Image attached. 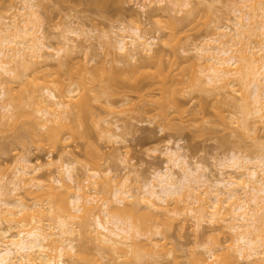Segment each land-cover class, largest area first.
Listing matches in <instances>:
<instances>
[{"label": "bare ground", "instance_id": "obj_1", "mask_svg": "<svg viewBox=\"0 0 264 264\" xmlns=\"http://www.w3.org/2000/svg\"><path fill=\"white\" fill-rule=\"evenodd\" d=\"M140 1L139 10L145 14L148 13L147 9L148 11L151 9L153 14L149 12L151 16L153 15L152 17H161V14L166 12L171 18L170 29L173 31L171 30V34H167V37L166 34L165 37L160 36L159 40L161 45L168 46L169 49H176L177 43L180 42L181 33L180 31L177 33V28L185 20L184 18L177 20L172 13L185 12V15L191 13L193 16L198 7H206L210 14L214 9L213 14L216 11L214 14L216 15L220 12L216 4H227L230 16L226 18L232 27L224 24L223 26L217 23V20H214L213 24L210 19L212 28L216 30L214 33L213 30L210 31L214 37L211 35L202 37V40L191 42L186 45L188 49H184L188 54H185L186 58H189L187 60L193 61V64L188 65L190 72L185 73L186 75L181 72L183 70L174 73L171 69H164L161 63L162 54H159L161 51L154 49L159 37L157 36L158 39L150 37L137 15L131 17L130 26L120 24L116 30H104L101 34V48H105L106 53L114 52L121 63L130 65L133 62L138 63L143 57L157 58L155 59L156 69H154L156 70L155 79L154 77L141 79L138 76L129 84L122 85V75L114 66H110L109 69H104V66L90 69L86 65L87 62L83 64L82 61V63L78 60L74 61L73 53H77L79 46L69 35L79 37L78 29H65L64 34L60 35L61 40L57 48H52L53 46L45 43L43 19L36 0H21L20 6L16 7L17 10L12 7L13 3L11 7H4L5 12H0V122L4 119L6 121L7 117H12L16 123V117L19 118L22 114V117L31 115L36 121L34 126H38L37 123L41 122L40 129H45L47 135L44 141L56 146L65 139L63 137L66 135L65 133L62 135L63 128L61 131L60 128L58 129L60 125L54 126L58 123L57 120L62 124L60 119L67 118L66 116L71 112L75 113L74 115L81 121L88 112L94 114L89 107L90 100L87 94L79 92V95L78 87L74 88L77 82H74V79L78 76L79 79L76 80H80L78 84L83 89L86 90V83L89 82L92 84L90 90L98 88L100 93L102 91L107 96L111 94V97L112 95L126 96V88H128L129 92H136L142 100H145L143 90L146 87L156 86L162 98L160 114L165 117L169 108H173L176 113H184L185 109L177 100V95L184 89L186 91L185 87L190 85L191 88L199 87L200 90H205L204 92L214 93V98L223 105L228 103L223 96L232 95L235 101L232 102L233 97L229 98V101L232 100L227 105L228 110L226 109L232 118V123H238L240 127L235 126L239 128L242 125L241 129L246 134L254 132V137L251 135L247 137L251 136L252 140L249 139L256 142L255 140L259 139L255 136L259 124H264V0ZM12 9L15 10L14 13ZM9 12L12 15L6 17ZM181 25L182 31L185 25ZM80 48H83L81 49L83 54H88L87 46ZM46 49H51L54 53L46 54ZM175 49H173L174 53H176ZM114 57L111 58L112 62L110 60L112 64L119 61ZM52 63L56 69L68 68L66 72L69 71L68 79L71 83L64 84V79H61L57 73L60 69L57 72H49ZM39 65L47 68L41 70L42 67ZM141 67L142 64L134 66V70ZM39 69L44 71L46 77L39 75L37 81L39 83L38 79L44 76L45 79H42L44 84L41 82V85H38L40 87L35 85L36 87L26 94H23L24 91L21 93L23 89L15 90L13 84L21 81L24 76L27 77L28 71L35 72L37 75L36 73H40ZM140 73L142 77V72ZM34 78L35 76L32 79ZM30 81L32 83L34 80H29V83ZM23 83L21 82L23 85L21 86L24 88L26 85ZM235 92H239L240 96ZM220 97L223 98L221 101ZM123 99H120V103H125L122 104L125 106L126 101ZM236 101H242V103ZM115 104L118 103L115 102ZM115 104L104 103L103 109L111 113L114 111ZM232 104L235 107L234 111L229 108ZM236 105L240 108L237 110H240L239 114L242 116L237 114ZM26 106L35 108L34 110L29 108L31 112L25 111ZM96 116L98 117V114ZM237 116L242 119L240 120ZM42 120L54 124L49 126L43 124ZM102 120L105 126L102 125L101 131L109 140L116 144L125 143L122 136L114 131L111 121ZM5 121L2 122L4 125ZM65 126L68 127V125ZM261 144L259 141V145ZM182 147L179 143H176L175 147L171 141H167L165 148L161 151L158 147H153L151 152L156 153L159 150L158 152L165 158L166 165L164 169L155 170L147 180L136 173L139 171L131 174L130 171L125 170L124 175L118 177L112 169L102 172L98 168L86 169L85 180H80L76 174L77 162L71 159L62 160L63 158L60 157L55 161L52 159L45 164L35 165L26 155L16 157L12 172L8 173L9 167H4V173L1 172L0 175V264H69L71 259L74 263L77 260L78 264L79 262L99 264L101 259L99 260L98 255L103 259L104 256L109 255L106 257L116 261L129 258L128 260H132V263H134L133 260L138 263L145 256L148 258L156 256L157 252L154 250L160 248L157 242H154L157 237L163 240L167 238L162 235V230L157 228L159 220L163 218L166 221L162 219L164 224L171 226L177 219H181L184 224L185 216L194 220L197 233L202 222L207 218L209 222L216 223L220 228L233 234L232 241L227 240L228 245L221 246L219 242L210 241L198 244L191 252L188 249L189 253L186 257L190 254L189 259L187 258L189 264H264V155L260 152L261 155L250 157L241 152H232L228 159L226 158L227 160H219L216 164L220 175V178H217L200 162H191L184 154ZM125 150L129 153L127 148ZM121 154L123 156L118 152L117 158L124 166L123 168L128 169L130 164H127L128 161L126 162V158H123L126 155ZM53 166L57 175L41 179L44 173L42 171L50 170ZM90 181L91 188L84 184ZM108 192L112 197L106 195ZM99 193H105V196L99 198ZM140 211L146 219H149L148 221L137 222V218V220L133 219L134 213L138 214ZM183 224L182 227H184ZM78 237L81 238L80 240L83 238L91 243L88 245H93L94 248L91 250H94V253L90 254L92 251L85 250L87 249L85 241L82 246L79 245ZM150 241L155 243H153L155 249L153 245L152 247L148 245ZM168 243L171 248L166 254L171 257L175 253L173 251L176 243L172 241ZM177 246L181 252L186 251L181 245ZM88 247L90 250L91 246ZM219 250L221 252L216 253ZM202 252L213 256L216 262L207 263ZM154 262L157 263V261Z\"/></svg>", "mask_w": 264, "mask_h": 264}, {"label": "rangeland", "instance_id": "obj_2", "mask_svg": "<svg viewBox=\"0 0 264 264\" xmlns=\"http://www.w3.org/2000/svg\"><path fill=\"white\" fill-rule=\"evenodd\" d=\"M20 1L21 0H0V12L2 11L5 12V10H3L4 7L6 8L11 7V4L13 3L14 5H12V7L16 9L18 5L20 6L21 4ZM36 2L39 4L38 10L43 19L42 26H43V32L45 33L46 36L45 43L47 45L53 46L52 48H57L58 42L59 40H61L60 35L64 34L65 29L67 28L78 29V31L80 32L79 37L77 35H69L70 38L75 40L74 43L79 46L78 51H76L77 53H73L74 61L75 62L77 60L78 62L82 61L83 64L87 62L86 65L90 69L91 68L94 69V67L96 66L97 67L104 66V69L106 68L109 69L110 66H114L117 69V71L122 75L121 77L122 78L121 81H123L122 85L129 84L130 81L134 80L133 78L138 76L141 79L143 77L145 79L146 77L148 79L154 77L155 79L156 70L154 71V69H156L155 67H156L157 58L154 57L152 59V58L143 57V59L142 58L139 59L138 63H134V62H133L134 64L131 63L132 65L131 64L127 65V63L124 64L123 62L121 63L118 55H114V52L106 53V49L103 47L101 48V44H100L102 42L101 34L104 30L105 31L116 30V28L120 24L121 25L126 24V26H130L132 21L131 17L133 15H137L138 18H140L141 22L143 23L144 29L148 32V35L152 38L155 37L157 38V36L159 37V39L157 38L158 41L155 42L156 45L154 46V49L155 51H161L159 52V54H162L161 63L164 69L165 70L171 69L174 73L180 70L183 71L187 70L185 72L181 71L183 74L185 73L187 74V72H190L188 71L189 68L188 65L193 64V61L190 60L192 61L190 63V61L187 60L189 58L188 57L186 58V55H188L185 53L186 50L184 51V49L186 48L188 49V46L186 45H189V43L191 42L193 43L198 42V40L200 39L202 40V37H210V35L214 37L213 33L216 30L214 31L213 29L214 27L212 28L211 26L212 21L213 24L215 23L214 20L215 21L217 20L216 22L221 23L222 25L224 24L225 26L229 25V27H232L229 21L227 20V18L230 16L228 15V13L230 12H229V6L227 4L223 5L217 3L216 5L219 8L220 12H218L216 15H214L216 11L213 14L214 9L211 11L210 14V11L208 10V8L206 9V7L205 8L196 7L198 10L196 13H194L193 16L191 13H189L192 17H189L190 16L189 14H188L189 16L185 15V12L179 14L172 13V15L177 18V20L179 18L181 20H183V18L185 19L181 23L185 25L184 28L182 27V31L183 29L184 31L183 32L181 31V26H182L181 24L177 28L178 29L177 33H179L180 31L181 34L179 39L180 42L177 43L176 49L173 48L175 49L176 52L174 53L173 49H169L168 46L164 47L163 45H161V42H159V40L161 39L160 36L165 37L166 34L167 37V34L169 35L173 31L172 29H170L172 26L170 24L172 22V21L170 22L171 18L168 16L166 12L165 13L163 12L161 14L162 15L161 17H156V16L152 17L153 15L151 16V13L149 12V11L151 12L153 11L151 9H149V11L147 9L148 13L145 14L144 12L139 10V3H141L140 0H36ZM196 8L194 9V11L196 10ZM14 12L15 10H13V13ZM10 14L11 12L7 13V15L5 13L6 17L8 15L10 16ZM185 16H188L189 18L188 17L185 18ZM210 19H212V21ZM226 29L228 32L229 31L228 28ZM168 31H170V33H168ZM210 31H212L213 33ZM85 46H87L89 50L87 51L88 53L87 55L83 54V52L81 51V49L83 50V48H80ZM45 52L46 54L54 53L53 50L51 49L50 50L46 49ZM174 54H177V56L174 57L173 56ZM114 56L116 57L117 60H119L118 62H120L121 64H119L115 60H114L115 64L110 63V60L112 62ZM102 61L103 62L105 61L104 64ZM100 62H102V64ZM141 64L142 67L143 64L145 65L143 67L144 68L143 70L142 67L141 69L138 68L134 70V66H141ZM152 65L154 67H152ZM131 66H133V68ZM183 66L185 68H183ZM45 68L42 67L41 70L43 69L45 70ZM62 68L63 67L56 69L54 63H52V65H50L49 67L50 69L49 72H53V71L57 72V70L60 69L57 73L59 74V77L61 79H64V84L66 82L67 84L71 83L70 80L68 79L69 71L66 72L68 68L66 67H64L63 69ZM196 68H198L197 65ZM41 70L39 69L40 73H36L37 75H35V72H32L36 80L35 78L32 79L34 76L32 77L33 74L30 73L31 71L30 72L28 71L27 75L29 76L30 74V77L26 75L28 78L24 76L21 79V81H18V83L13 84L15 86L14 87L15 90L19 91L20 89H23L21 93L24 91L23 94H26V92L28 93L30 89L36 87L35 85H37V87H40L38 85H41V82L43 81L42 79H45L43 78L45 76V73L44 71ZM135 71L136 72L138 71L139 73L138 72L135 73ZM153 71L155 72V75ZM140 72H142V77ZM57 73L55 74L58 75ZM149 73L152 74L151 76L148 77V75H150ZM39 75H44V76L43 77L40 76L42 77V79L39 78L38 79L39 83H38L37 78L39 77ZM75 78L79 79L78 76H76ZM185 78L187 79L188 75ZM76 79H74V82L77 81L75 82L76 86H74V88L78 87L79 95L81 92L82 94H87L86 96L90 100V101L88 100L90 102L88 103L90 104L89 107L92 109L94 114L92 113L89 114L88 112V114H86L87 116L84 117V120L82 119L81 121L79 120V118L77 119V116L74 115L75 113L71 112L69 115L66 116L67 118L62 117V119H60L62 124H60L59 123L60 121L58 120H57L58 123H56V125L52 122L54 126L58 127V125H60L58 127V129L60 128V131L63 128L64 132H62L63 133L62 135H64V133L66 134L63 137L65 139L62 140L60 143H58L56 146H53L50 142L44 141L46 139L45 135H47L45 134L46 131L45 129H40L41 126L39 124H41V122L37 123L38 126H34L36 124V121L31 115L30 117L27 116L22 117L23 116L22 114V116L19 117L20 119L18 117L16 118L14 117L15 120L17 121L16 123L14 122V119L12 117L11 118L7 117L6 121L5 119L3 120L6 122L5 125L2 123L3 121L0 122V167L2 168V169L0 168V175L1 172L4 173L3 171L4 167L6 168L9 167L8 173H11L12 172L11 170H13V168L15 167L14 160L16 159V157L20 155H26L29 158V160L35 165L45 164L48 161L50 162L52 159H54L55 161L60 157L63 158L62 160L71 159L72 161L77 162L76 174L77 176H79L80 180H85L86 178L85 173L87 171L86 169H94V168H98L102 172L112 169V171L116 173L118 177L123 176L125 170L130 171L131 174H133L136 171H139L136 173L140 174L144 179L147 180L148 178L151 177L152 173L155 170L165 168L166 165L165 158L158 151L159 150L161 151V149L163 150L165 148L167 141H171V143L173 142L175 147H176V143H179L181 146H183L182 147L183 152L184 154L187 155V157L191 162L193 161L200 162L201 164L209 168L212 171L211 173H213L212 175H215L214 177L217 178H220V175L216 164L219 162V160L220 161L227 160L232 152H241L242 154L248 155L250 157L261 155V153L262 155H264L263 154L264 147H262L264 146V124L260 123L259 129L256 131L255 136L259 138L255 140L257 143L254 141L252 142L251 136L254 137V132L253 133L251 132L252 134L251 133L246 134L245 131L241 129L243 128L242 125L241 128H239L240 127L239 124L232 123V118H230L229 116L230 114L227 111L228 110L227 105L232 99H233L232 102L235 101L234 100L235 97L232 95L229 96L228 94L227 95L225 94L226 96L225 95L223 96L224 98L226 97L225 99L226 101L228 100V103L226 102V105L225 104L223 105L214 98L213 96L214 93L209 91L204 92L205 90L202 91L200 90L199 87L193 86L194 88H191L190 85V87L188 86L185 87L186 91L184 89L181 91L182 93L180 92L181 94L177 95V100L180 101L179 102L180 105H182L183 109H185L184 113L181 114L176 113V111H174L173 108H169L167 109L166 112L167 116L165 117L160 114L159 107L162 98H161V92L156 86L146 87L143 90V93L145 95L144 97L145 100H142L139 97L138 93L129 92V89L126 88L127 94L125 93L126 96H124L126 98L123 99L124 98L123 95L120 96L112 95L111 97L110 96L111 94L107 96L106 93L104 92L102 93V91L100 93V89L98 88H96L95 90H90L92 84L89 82L86 83V90H85L82 88L80 84H78L80 80H76ZM29 80L32 81L34 80L33 81L35 82L34 85H32L33 82L31 83V81L29 83ZM21 82L26 85L24 86V88L22 87L23 85L21 84ZM42 83L44 84V82ZM83 91H85V93H83ZM235 93L237 95L239 92H235ZM78 94H76V96ZM95 94L97 95V97ZM239 94L238 96H240ZM229 98L232 99H230L229 101ZM120 99L126 101L125 106H122V104L124 105L125 103L122 102L121 104ZM221 99L223 98L220 97V101ZM107 102H111V103L113 102V104H115V102L118 103L115 104L113 108L115 112L111 111V113H108L106 112L107 110L103 109V107H105L103 106L104 103L107 104ZM128 102L130 104H128ZM222 102L225 103V101L223 100ZM240 102L242 103V101H239L237 103ZM232 106L233 104L229 108H231V110L234 111L235 107ZM237 106L238 105H236V110L240 109ZM32 107L28 106L24 110L25 111L30 109L34 110L35 107L33 108ZM220 108L222 111L220 110ZM236 112L238 115L242 116V114H239L240 110H237ZM96 114H98V117L100 119L97 116L95 117ZM27 115L29 114L27 113ZM237 117L239 118L240 116ZM237 117L234 118L238 119ZM102 119H108L109 121H111V123L113 124L112 127L114 131L122 136L125 142L123 143L124 145L118 143L116 144L115 142L113 143L101 131L102 127L105 126V124H103L102 122L103 121ZM240 120H238L239 123L241 122ZM42 122L43 124H48L49 126L50 125L52 126L51 122L46 123V120L45 121L42 120ZM65 122H66L65 125H68V127L64 125ZM235 125H238L239 127ZM249 135H251L249 137L251 138V140L247 137ZM41 138H43V140ZM39 139L42 141L40 142ZM258 140L260 141V144L262 143L263 145L262 144L259 145ZM252 143H256V144L254 145ZM125 146H127L126 148L129 150L128 151L129 153H126ZM155 146L158 147L159 150L156 153H153L151 151L152 148ZM117 148L120 149L117 150ZM118 152L120 153L121 156H123V154L121 153H124L126 155V156L124 155L125 157L123 158H126V162L127 161L129 162V163L127 162V164H130L129 167H127L128 169H124L123 168L124 166L117 158L119 156ZM53 169L55 170V166H53L52 169L50 170L44 169L42 171L44 172L42 174L43 178L42 177L40 178L48 179L51 176L57 175L56 171H54ZM84 184L85 186L89 187L91 185V181L88 183L85 182ZM89 188H91V186ZM109 193L110 192L106 193V195L108 197H112L111 194ZM99 194H98L99 198L105 196V193L104 194L101 193L100 195ZM98 196L97 199H99ZM136 213L137 212L134 213L133 219L135 220L138 219L137 222L138 221L146 222L149 220L148 218L146 219V216L142 215L141 211H140L141 214L139 212L138 214ZM185 217H184L185 225L183 224V221L181 219H179L180 221L177 219V221H173V224L171 225L172 227L168 225L166 226L167 223L164 224V222L166 221L163 218L159 220L158 223L160 225L158 224L157 228H159V230H162V235L167 238L165 240H163V238L160 237H157L155 239L154 242L155 243L157 242V244L160 246V248L158 247L157 249H155L154 242L151 243L150 241L148 243L150 247H152L151 245L154 246L153 247L155 249L154 251H156L158 254V255L155 254L156 256L154 258H148L147 256H145L144 259L141 258L143 259L141 260V262L138 261L137 263L136 261L133 260L134 263H132V260H130L131 263H129L130 262L128 260L129 258L127 259L123 258L124 260L116 261L113 258L106 257L109 255L104 256L105 257L104 259L100 258L98 255L99 260L101 259L99 264H119V263L120 264H153V263L155 264L154 261H157L156 264H187L188 263L187 258L189 259L190 254L189 257L186 256L189 253V250L191 252V250L192 249L194 250V248L197 247L198 244H205L211 241L213 243L219 242L221 246H224V245H228V241H232L233 234L231 232L224 230L223 228H220V226L217 225L216 223L209 222L207 218L202 222L199 228L200 230L198 229V233H197L196 232L197 230H195L196 226L194 220L190 219L191 217L189 216H185ZM162 219L164 222L162 221ZM182 224L184 227H182ZM169 227L171 228L169 229ZM80 239L81 238L78 237L77 241L79 245L82 246L83 241L86 242L87 240H84L83 238L82 240ZM166 240H168V242L172 241L174 242V244L176 243V246H174L175 250L176 249L179 250L177 248L178 247L177 245L179 244V246L181 245L186 251L181 252L179 250L180 252L179 251L177 252V250L176 251L174 250L173 252H175L174 253L175 255L173 254L174 256L172 255L171 257H168L166 253H169L168 251H170L171 245H169L170 243H168ZM164 241H166L165 244H163ZM86 243H87L86 244L87 249H85V246L84 249L87 252L92 251L90 252V254L94 253L93 252L94 250H91L94 248L93 245H88L89 242ZM88 246H91L90 250ZM220 252L221 250L217 251L216 253H220ZM90 254L87 255L90 256ZM202 256L207 263H213L214 261L216 262L213 256H210L204 252H202ZM107 258H109V260L113 259L112 260L113 262L111 260L109 261ZM71 260H72L70 261L72 262L71 264H78L77 260H75V263L73 259ZM79 264L81 263L79 262Z\"/></svg>", "mask_w": 264, "mask_h": 264}]
</instances>
